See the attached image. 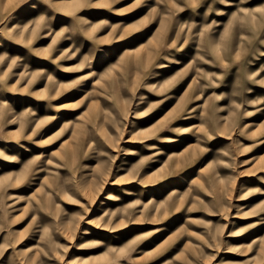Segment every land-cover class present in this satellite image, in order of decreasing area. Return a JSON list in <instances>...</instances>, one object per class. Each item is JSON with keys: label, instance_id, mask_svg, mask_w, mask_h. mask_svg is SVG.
I'll return each instance as SVG.
<instances>
[{"label": "rangeland", "instance_id": "374dc122", "mask_svg": "<svg viewBox=\"0 0 264 264\" xmlns=\"http://www.w3.org/2000/svg\"><path fill=\"white\" fill-rule=\"evenodd\" d=\"M0 264H264V0H0Z\"/></svg>", "mask_w": 264, "mask_h": 264}, {"label": "bare ground", "instance_id": "6f19581e", "mask_svg": "<svg viewBox=\"0 0 264 264\" xmlns=\"http://www.w3.org/2000/svg\"><path fill=\"white\" fill-rule=\"evenodd\" d=\"M109 197V196H108ZM85 233H88V231H85Z\"/></svg>", "mask_w": 264, "mask_h": 264}]
</instances>
